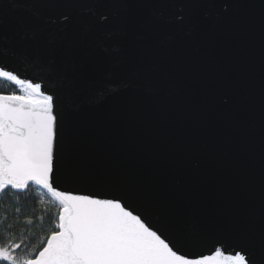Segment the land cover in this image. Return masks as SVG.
Here are the masks:
<instances>
[{
	"label": "snow or ice",
	"instance_id": "snow-or-ice-1",
	"mask_svg": "<svg viewBox=\"0 0 264 264\" xmlns=\"http://www.w3.org/2000/svg\"><path fill=\"white\" fill-rule=\"evenodd\" d=\"M175 6L173 0H0V81L16 89L0 90V193L19 195L34 184L59 206L38 254L20 255L21 243L3 244L0 264H264V205L256 234L243 215L209 227L193 211L192 192L159 191L156 202L166 208L161 223L127 191L54 187L65 116L45 75L66 86L79 111L153 71L161 56L178 54L177 34L193 37L186 46L198 47L205 25L231 24L247 5L183 0L181 14L164 15L162 9ZM206 240L212 241L207 252L185 250Z\"/></svg>",
	"mask_w": 264,
	"mask_h": 264
},
{
	"label": "water",
	"instance_id": "water-1",
	"mask_svg": "<svg viewBox=\"0 0 264 264\" xmlns=\"http://www.w3.org/2000/svg\"><path fill=\"white\" fill-rule=\"evenodd\" d=\"M173 2L164 15L181 14L183 0ZM244 3L235 22L217 30L205 25L198 47L186 46L193 37L177 34L178 54L161 56L153 71L128 78L127 87L79 111L66 86L45 75L43 83L61 97L58 111L65 116L54 187L77 194L127 191L161 223L166 208L156 202L159 191L181 197L192 192L193 211L209 227L222 228L229 216L243 215L258 234L264 205V8L262 0ZM211 245L189 243L185 250L207 252Z\"/></svg>",
	"mask_w": 264,
	"mask_h": 264
},
{
	"label": "trees",
	"instance_id": "trees-1",
	"mask_svg": "<svg viewBox=\"0 0 264 264\" xmlns=\"http://www.w3.org/2000/svg\"><path fill=\"white\" fill-rule=\"evenodd\" d=\"M0 90H16L0 81ZM59 206L36 185L22 194L17 190L0 193V245L21 243L20 255H35L46 243L58 222Z\"/></svg>",
	"mask_w": 264,
	"mask_h": 264
}]
</instances>
